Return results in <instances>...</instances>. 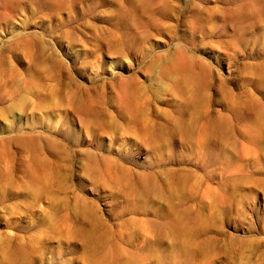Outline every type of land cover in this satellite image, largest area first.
Masks as SVG:
<instances>
[{"label":"rangeland","instance_id":"rangeland-1","mask_svg":"<svg viewBox=\"0 0 264 264\" xmlns=\"http://www.w3.org/2000/svg\"><path fill=\"white\" fill-rule=\"evenodd\" d=\"M0 264H264V0H0Z\"/></svg>","mask_w":264,"mask_h":264}]
</instances>
